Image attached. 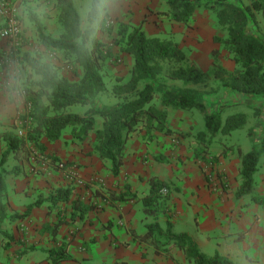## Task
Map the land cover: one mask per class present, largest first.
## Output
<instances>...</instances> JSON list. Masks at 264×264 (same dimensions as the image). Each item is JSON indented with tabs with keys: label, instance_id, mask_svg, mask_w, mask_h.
I'll return each instance as SVG.
<instances>
[{
	"label": "crops",
	"instance_id": "crops-1",
	"mask_svg": "<svg viewBox=\"0 0 264 264\" xmlns=\"http://www.w3.org/2000/svg\"><path fill=\"white\" fill-rule=\"evenodd\" d=\"M240 1L245 5L251 4V0ZM34 2L48 9V13L40 18L44 26L56 20L55 9L41 1ZM116 7L117 11L111 19L113 24L119 21L143 24L150 37H169L180 43L181 47L186 45L184 48H188V58L205 71L212 66L214 43L223 38V34L218 30V21L207 11L202 12V8H199L192 20L183 24L163 13L170 9L167 0H117ZM198 15L199 18H196ZM47 30L53 32L50 26ZM185 40L187 42L184 44ZM9 43L15 45V42L0 36L1 54L7 50ZM224 66L234 70L237 65L226 62ZM220 95L229 105L249 104L260 107L261 113L256 117L252 130L244 134L241 140L233 137L234 132L218 134L215 141L221 143H214L207 154L199 152L198 144L188 146L187 139L183 137L180 144L174 146L172 141L177 134H161L155 141L149 142L143 133H133L128 140L125 163L120 174L115 176L110 172L109 163L103 162L94 153L89 141H78L64 133L52 142L43 138L45 153L68 162L75 178L70 172L62 171L48 162L41 163L34 157L30 160L18 159L13 153L9 154L0 168L6 171L20 168L19 173L5 176L9 216L23 213L28 205L39 197L47 198L58 187H71L74 190L73 199L86 197V202L99 203L101 207L82 218L76 216L71 220V202L61 203L53 211L49 209L50 203L45 202L34 207L26 218L5 220L0 227L13 235L15 241L0 251V264H52L49 252L59 249L63 242L67 243L68 259L61 264H116L119 261L127 264H195L187 260L177 247L164 252L166 247L161 244L164 238H161V243L139 239L155 222L163 230H166L167 222H171L174 233H188L209 256L218 251L228 256L234 264H264V205L252 200L255 195H264V153L254 176L253 191L236 196L241 186L242 164L237 146L248 153L254 141L259 142L264 137V102L242 98L223 88ZM16 111L17 108H0V134L13 130L8 125L15 123ZM178 111L180 116L186 117L185 110ZM172 115H169V123L173 131L186 132L194 125V120L188 117L186 120H171ZM227 139L228 143H222ZM244 139L248 140V144ZM0 143L1 163L7 145L3 137H0ZM223 149L227 150L224 154ZM211 156L219 157L213 168L202 161L204 157ZM219 175H223L221 181ZM152 177L167 181L171 186L166 211L158 217L145 214L140 201L150 192ZM126 186H130L139 199L111 207L96 196V192L107 190L121 192ZM58 217L66 218L68 223L60 227L58 240L54 242L47 224L57 221ZM20 249L26 251L22 258L16 255Z\"/></svg>",
	"mask_w": 264,
	"mask_h": 264
},
{
	"label": "trees",
	"instance_id": "trees-1",
	"mask_svg": "<svg viewBox=\"0 0 264 264\" xmlns=\"http://www.w3.org/2000/svg\"><path fill=\"white\" fill-rule=\"evenodd\" d=\"M58 8V21L63 32L55 38L45 33L40 19L35 21L39 39L46 46L60 49L70 56L71 62L78 65L83 73L78 81H71L57 71L50 74L43 88L30 92L25 99L26 113L23 123L26 132L19 135L14 131L0 134L7 145L3 153L1 165L5 158L13 153L18 159L30 160L32 157L41 163L48 162L58 168L61 161L45 153L46 145L43 138L49 141L58 140L65 130L70 129L74 139L84 141L95 133L93 146L94 153L98 154L103 162L109 163L110 172L120 174L126 160L127 144L133 133H143L144 138L151 142L159 135H173L176 132L170 129L169 115L171 110L199 109L204 113L206 131L197 135L206 137L209 144L218 134L229 135L242 129L247 124V117L243 113L229 115L222 119L221 110L209 112L203 101V93L195 86L205 85L208 73L193 61H189L187 54L180 44L166 38L150 37L143 29V24L133 25L127 22H118L117 36L111 47L95 39L88 46L87 51L77 54L76 51V22L73 14L74 0H54ZM170 9L165 13L171 20L188 24L199 8H209L216 12L218 22L227 30L223 43L233 54L236 68L233 71L225 67H218L216 79L220 81V89L229 90L231 94H238L249 100L264 102V36L261 34L258 15L264 17V0H251L250 5L240 0H167ZM130 55L133 59L129 77L121 78L112 88L116 95L135 94L133 99H127L114 106L95 108L98 96L107 90V84L101 72L103 64L113 56V47ZM166 80L179 81L181 85L169 84ZM141 84L144 86L141 88ZM157 98L160 105L155 104ZM81 105L90 106L84 114L70 111L69 108ZM261 113L260 107H255V114ZM97 117L102 119L98 127ZM251 133V132H250ZM188 137L190 134L181 133ZM235 147V146H232ZM199 152L209 153L206 145ZM225 149L222 154L226 153ZM241 158V186L236 194L241 197L253 191L254 176L259 168L260 157L264 153V137L254 141L252 150L244 153L237 146ZM159 159H161L159 157ZM212 168L219 157L205 158ZM47 163V164H48ZM19 169L6 171L0 169V224L5 220L26 218L34 207L49 202L50 211L61 203H72L71 220L76 216L81 218L88 212L95 211L99 203L86 202V197L79 196L73 199L74 190L71 187H58L47 198L39 197L34 203L27 206L23 213L8 215L6 207L7 185L5 176L9 173H19ZM168 188L169 194L163 195L162 189ZM171 194V186L167 181L158 177L150 178V192L140 199L147 215L158 217L166 211L167 199ZM101 202L116 207L119 203L139 199L130 186L124 191L107 190L96 192ZM253 202L264 205V195H255ZM68 221L58 217L57 221L47 224L52 240L56 242L59 229ZM4 232L7 241L0 242V251L11 246L15 238ZM161 238L164 242L161 243ZM142 241H156L163 244L164 252L172 247L180 249L187 260L195 264H234V262L220 252L209 256L205 254L197 242L188 233H174L172 223L167 222L166 230L158 222L148 226L147 232L139 236ZM171 245V246H169ZM52 264H61L68 259L67 243L63 242L59 249L49 252ZM116 264H127L119 261Z\"/></svg>",
	"mask_w": 264,
	"mask_h": 264
},
{
	"label": "rangeland",
	"instance_id": "rangeland-1",
	"mask_svg": "<svg viewBox=\"0 0 264 264\" xmlns=\"http://www.w3.org/2000/svg\"><path fill=\"white\" fill-rule=\"evenodd\" d=\"M37 1H41L43 4H46L47 6L51 7V9H55L57 11L56 20L51 21L48 25L52 28L53 32L52 33L48 32V30H47L48 26H44V31H45V33L51 35L52 37H55V38L59 37L60 34L63 32V27L60 25V23L58 21L59 11H58V8L55 4V1L54 0H37ZM15 2H16V0H0V30L6 24L8 18L10 16L11 11L9 9V5H11ZM201 11L202 12L207 11L214 19H216L218 21L217 14L214 10L203 7L201 9ZM50 16H49V19H52V17H50ZM199 16L200 15H198L196 18H199ZM259 18H260L259 26L261 29V34L264 36V18L261 15H259ZM200 19H202V17ZM117 26H118V23H116V24L110 23L106 27V29L100 34V36L97 38V40H99V42L104 43L107 47H111L113 42H114L115 37L117 36ZM218 30L219 31L221 30V32L223 34V38H219V41L216 40L215 41L216 44L214 43V49L212 51V57L214 58V60H212V66L207 71V73L209 75L207 83L205 85H197L195 87L200 92H202L203 95L205 94L203 96V101L207 105L208 111L209 112H215V111L221 110V116H222L223 120H225L229 115H232V114L243 113L246 115V117H247L246 126L242 129L234 131V133L232 132L234 138L241 140L242 136H244V134H247L254 127L257 115L255 114V107L254 106H250L249 104L229 105L225 100L220 98V96H221L220 95L221 89H220V84H219L220 81L218 82V80L216 79L217 76H215L217 71L219 70L218 67H225L224 63H226V62L232 64L233 66L236 65V63L233 60V54L229 51L228 47L223 43V40L225 39V36L227 35L226 28L220 25ZM36 35L38 36L37 31H36ZM158 37H160V36H158ZM161 38H164V37H161ZM166 39H171L174 41V39L169 38V37H166ZM186 42L187 41L185 40L184 44ZM91 45L92 44H90L89 46L91 47ZM8 46L9 47L7 48V50L10 48L12 50V57L14 55H17V54L25 55L30 50L29 43L26 42L24 39H21L19 41V44L14 45V44L9 43ZM26 46H28L29 48L26 49ZM185 46L186 45L182 46L181 48L184 50L185 54H187L188 48H184ZM64 53L66 54L67 62L61 66V68L58 72L62 76H67L71 81H78L80 79V77L82 76L83 71L78 65L71 62L70 56H68V54L66 52H64ZM0 55H1V52H0ZM188 59H189V61L192 60L191 58H188ZM132 64H133V59L130 55L119 51L118 47H116V46L113 47V56L110 57L103 64L102 70H101V72L104 76L105 82L107 84V90L98 96V99H97L96 104H95V108H102L104 106L111 107V106H114L115 104H117L119 102H123L127 99H133L135 97V94L116 95L112 91L113 86L118 83L119 79H121V78L127 79L129 77V72H130ZM228 70L233 71L232 69H228ZM234 70H235V67H234ZM166 81L169 84L177 83L178 85H181V83L179 81H172V80H166ZM143 86H144V84H141V88ZM160 103H161V99L157 98L155 100V104L160 105ZM88 108H90V106L76 105V106H73L69 109L72 112L84 114ZM25 113H26V104L24 101V103H22L19 107H17L15 123L13 122L12 124L8 125L9 127L13 128L12 131L16 132L19 135H23L26 132V127H25V125L23 123V119H22L23 116L25 115ZM170 114H173L171 120H186V117L190 118L191 120H194V125L191 126L190 128H188L190 130H188L186 132H184V131L179 132V131L174 130L176 132L175 134H177V136L172 141V144L174 146H178L180 144V139L182 137L187 139L186 143L190 147H193V146H195V144H198L197 146H198L199 150L204 148L206 145V148L209 151L214 143H217V144L221 143L220 141H215V138H214V139H211L209 144H205V143H207L206 141L208 140L207 139L208 137H206L205 140L203 141L204 137L202 138L199 135H197L199 132H201V131L204 132L207 130L204 113H202L199 109L194 108L192 110L184 111V114L186 115L185 118L183 116H180V113L178 110H175V111L171 110ZM97 120H98V127H100L102 125L103 121L100 117H97ZM6 131H9V130H5V132ZM181 133H188L190 135L188 137H184L181 135ZM262 133L264 135V128H263ZM64 134H69L72 136L70 129L65 130ZM222 135H224V134H222ZM244 140L248 144V140L247 139H244ZM84 141H89V143L92 146H94L95 133L92 132L90 137ZM228 142H229V140L227 139V141H223L222 143L226 144ZM0 145H1V143H0ZM7 159H8V156L5 158V162ZM1 166L2 165L0 163V167ZM19 170H20V168H19ZM222 177H223V175H219L218 179L221 181ZM210 181H212V183H214V180L212 178H210ZM4 232H5L4 229L0 227V242L2 240L5 242L7 241V237L4 235ZM25 253H26V251H23V249H20L16 252V255L19 258H22V256Z\"/></svg>",
	"mask_w": 264,
	"mask_h": 264
},
{
	"label": "clouds",
	"instance_id": "clouds-1",
	"mask_svg": "<svg viewBox=\"0 0 264 264\" xmlns=\"http://www.w3.org/2000/svg\"><path fill=\"white\" fill-rule=\"evenodd\" d=\"M117 0H75L73 14L76 22V51H87L91 42L111 23L117 11ZM11 26L30 45L25 55H14L0 69V108L19 107L30 92L43 88L50 74L67 62L60 49L46 46L35 33V21L48 13L46 7L34 0H16L9 5Z\"/></svg>",
	"mask_w": 264,
	"mask_h": 264
},
{
	"label": "built area",
	"instance_id": "built-area-1",
	"mask_svg": "<svg viewBox=\"0 0 264 264\" xmlns=\"http://www.w3.org/2000/svg\"><path fill=\"white\" fill-rule=\"evenodd\" d=\"M11 16H12V13H10V16H9L6 24L0 30V35H1L2 38L6 39V40L13 41V42H15V44H19V41L22 38L19 35H17L15 33L14 29L12 28V26H11ZM10 58H12V50H11V48L0 55V69H2L4 66H6L7 61ZM58 168L60 170H62V171H68V172H70L72 177H74V178L76 177L75 173L72 172L68 166H66L65 162H59L58 163ZM161 193L163 195L169 194L168 188L162 189Z\"/></svg>",
	"mask_w": 264,
	"mask_h": 264
}]
</instances>
